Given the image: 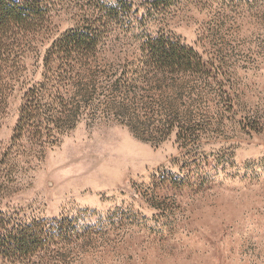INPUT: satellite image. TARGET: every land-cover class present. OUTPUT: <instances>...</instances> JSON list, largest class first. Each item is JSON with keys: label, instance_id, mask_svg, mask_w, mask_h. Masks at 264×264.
<instances>
[{"label": "rangeland", "instance_id": "1", "mask_svg": "<svg viewBox=\"0 0 264 264\" xmlns=\"http://www.w3.org/2000/svg\"><path fill=\"white\" fill-rule=\"evenodd\" d=\"M126 1L95 54L48 74L51 142L15 140L24 95L93 2L47 0L49 31L3 72L0 211L68 219L74 234L0 264H264V0ZM163 35L208 71L146 66L141 43Z\"/></svg>", "mask_w": 264, "mask_h": 264}, {"label": "trees", "instance_id": "2", "mask_svg": "<svg viewBox=\"0 0 264 264\" xmlns=\"http://www.w3.org/2000/svg\"><path fill=\"white\" fill-rule=\"evenodd\" d=\"M91 1L93 11L85 15L83 23L69 28L46 49L43 64L45 80L25 92L14 132L15 140L24 137L37 143L53 140L55 126L51 127V124L55 122L58 126V122L50 121L46 114L53 109L56 99L51 100L46 85L55 81L48 74L73 67V59L83 61L95 54L109 32L121 25L132 9V3L126 0H117L115 4ZM164 1H152L153 9ZM50 12L51 5L47 0H0V84L3 72L21 62L17 47L22 45L20 43L25 41V37L43 29L49 31ZM141 45L143 63L153 69L176 73L208 71L202 55L178 38L166 35L149 37ZM73 234V225L68 219H54L52 224L46 220L26 223L13 220L9 214L0 211V257L4 260L11 255L25 258L51 242L68 241Z\"/></svg>", "mask_w": 264, "mask_h": 264}]
</instances>
